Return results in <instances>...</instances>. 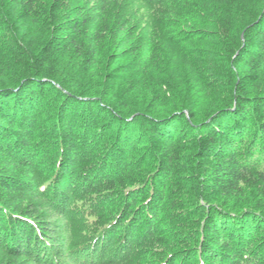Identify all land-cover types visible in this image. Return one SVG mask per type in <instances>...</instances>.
Instances as JSON below:
<instances>
[{"label": "trees", "instance_id": "trees-1", "mask_svg": "<svg viewBox=\"0 0 264 264\" xmlns=\"http://www.w3.org/2000/svg\"><path fill=\"white\" fill-rule=\"evenodd\" d=\"M0 264H264V0H0Z\"/></svg>", "mask_w": 264, "mask_h": 264}, {"label": "rangeland", "instance_id": "rangeland-1", "mask_svg": "<svg viewBox=\"0 0 264 264\" xmlns=\"http://www.w3.org/2000/svg\"><path fill=\"white\" fill-rule=\"evenodd\" d=\"M216 93H218V94H219V91H217Z\"/></svg>", "mask_w": 264, "mask_h": 264}]
</instances>
